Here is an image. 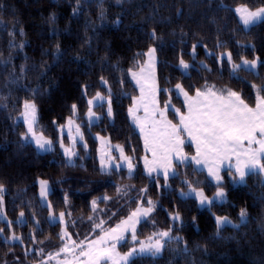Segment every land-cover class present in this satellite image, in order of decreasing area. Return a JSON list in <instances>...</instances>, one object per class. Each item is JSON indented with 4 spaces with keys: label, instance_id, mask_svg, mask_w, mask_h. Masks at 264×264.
Here are the masks:
<instances>
[{
    "label": "trees",
    "instance_id": "obj_1",
    "mask_svg": "<svg viewBox=\"0 0 264 264\" xmlns=\"http://www.w3.org/2000/svg\"><path fill=\"white\" fill-rule=\"evenodd\" d=\"M238 6L264 8V0H0V184L8 219L0 220V264H48L64 254L67 241L61 239L60 224L49 222V209L38 198L40 178L49 181V202L55 213L65 214L75 245L89 242L151 200L157 206L141 223L140 238L170 227L172 238L159 256L141 254L130 264H264L262 175L250 174L239 184L224 171L226 200L200 208L178 191L191 183L212 192L205 172L186 164L167 181L144 174L141 139L127 116L135 94L129 72L152 46L161 100L170 93L179 102L171 88L180 83L190 92L231 89L253 105V85L264 89V20L243 29ZM226 51L235 62L258 58V71L233 72L219 58ZM181 59L189 64L188 73L178 67ZM101 77L110 91L113 120L104 116L89 130L86 97L106 92ZM26 100L35 102L38 129L53 140L76 105L89 149L80 148L75 164L66 163L58 151L38 153L21 139L19 116ZM91 132L124 145L135 174L102 172ZM176 212L181 220L172 224L170 215ZM214 214L239 224L225 225L218 233Z\"/></svg>",
    "mask_w": 264,
    "mask_h": 264
},
{
    "label": "snow or ice",
    "instance_id": "obj_2",
    "mask_svg": "<svg viewBox=\"0 0 264 264\" xmlns=\"http://www.w3.org/2000/svg\"><path fill=\"white\" fill-rule=\"evenodd\" d=\"M121 0H117L120 3ZM237 13L241 14L240 19L243 24L248 27L260 20H264V8H260L257 11H249L247 8H237ZM153 37L155 33L153 32ZM196 45H193V53L195 54ZM155 48H149L146 55L148 60L140 70V78L137 79V74L132 73L133 78L136 79L137 84L140 87L141 97L140 101L143 103L145 109L144 120L141 121L135 116L138 104L134 99L133 107L129 109V115L133 117L137 127L140 128L141 134L144 136L145 150L151 151L153 155V161L145 160V168L149 176L153 172H157L156 165L159 163L164 170L165 181L169 179V173L172 171L173 160L177 161V166H180L189 159L183 152L182 145L184 140L180 138L181 132H186L192 143L196 145V155L191 157V161L196 165L203 164L208 169V174L216 181V191L214 196L206 197L202 190L189 185L190 191L188 193H181L182 197L190 196L192 192H195V196L199 201L200 207H210L217 201H223L225 199V192L223 190L222 177L220 175V165L228 160V169L230 174L234 178V183L243 184L245 177L250 174H264V96L260 94L262 90H258L256 97V106L251 108L244 102L240 94L237 92L227 90V95H217L212 89L205 91L197 90L196 97H189L188 93L184 91L180 84L176 85V88L185 97V104L187 107V114L181 113L180 109H175L180 119L179 125H174L166 119V112L169 109L171 101L165 103L164 110H159L156 107V90L154 87V78L151 71L145 75V69H152L155 65ZM229 63L232 64L233 72L237 70H251L257 67V60H247L241 58V63L236 64L232 61L231 53L227 54ZM180 65L183 69H188L189 65L180 60ZM131 71V70H130ZM143 81V82H142ZM101 82L106 84L107 81L101 77ZM253 88H256L253 85ZM204 97L201 100V97ZM95 99H102L100 93L97 92ZM89 110L88 117L91 120L94 113L92 112L93 100L88 101ZM73 114L76 111V105L72 106ZM109 115L112 114L111 106H109ZM157 112L160 119H155ZM23 121L27 126V132L21 137L22 140L27 141V137L31 136V140L35 142L36 148L40 151H51L52 141L46 138L43 134H37L35 126L37 124V107L32 101L26 100L23 104ZM151 117V120L149 119ZM55 123V121L53 122ZM73 123L70 118L68 124ZM151 123V129L146 130L148 124ZM77 134H79V128L77 127ZM255 145V147H254ZM61 147H64L61 142ZM117 148L120 151L121 158L128 163L129 173L131 174L133 164L129 157L124 156L122 148ZM65 155L71 161V156L74 155L68 148H64ZM235 159V164L231 161ZM102 170L105 168V162L101 159ZM117 169L120 165L118 164ZM234 169V171H233ZM174 174V173H173ZM238 177V179H236ZM47 181H41V197L47 198L48 187ZM187 183V181H185ZM167 186L166 184L164 185ZM4 186L0 184V197L3 196ZM119 191V189H118ZM146 191V189L142 190ZM95 201L93 206L95 207ZM3 205V200L0 199V207ZM147 208H138L129 217L128 221H123L117 228L111 229L109 232L104 233L99 239L92 241L87 246V249L81 243L79 245L80 255L86 257L85 261H79V264H101L103 260H113V254L115 253L116 244L110 243L111 241H120L123 239L122 232L127 230L126 226L130 225L133 231V240H135V224L137 220L133 219L138 215L147 216L150 214L156 205L153 201H148ZM51 209V205H48ZM24 213L21 212V217ZM64 213H60V221L64 222ZM247 213L242 208L240 211L241 222H244V218ZM173 221H180L181 216L179 212L171 215ZM231 221L227 217H216V225L219 233V229L225 225L230 224ZM236 227V225H234ZM3 231V229H0ZM171 227L167 231L155 234L154 237H149L148 242H140L139 249L133 247L128 253L120 256V261L123 264H130V258L136 254L150 253L152 255H158L162 248L165 246L170 236ZM65 232L61 239L66 236ZM12 239H19V237H13ZM179 240V237H176ZM67 244L61 251L70 252L73 250ZM65 264H72V262L65 261ZM113 264H117L113 260Z\"/></svg>",
    "mask_w": 264,
    "mask_h": 264
},
{
    "label": "rangeland",
    "instance_id": "obj_3",
    "mask_svg": "<svg viewBox=\"0 0 264 264\" xmlns=\"http://www.w3.org/2000/svg\"><path fill=\"white\" fill-rule=\"evenodd\" d=\"M237 8H247V7L246 6H238V7L235 8L236 16L238 18L239 23L242 25L243 29L248 30L254 24H257L258 22L262 21V20H260V21H258L256 23L251 24L250 26L246 27L243 24V22L241 21V19H240V15L241 14L237 13V11H236ZM247 9L249 11H253L254 12V11H257L258 9H260V8L255 9V10H251L249 8H247ZM150 48H155V47L152 46ZM148 50L145 52L144 61L137 68L132 69L129 72V79H130V81H131V83H132V85H133V87L135 89V94L133 95L131 103H130L128 109H127L128 119L131 122V124L134 126L136 131L138 132V134L140 136V139H141V143H142V147H143V156L141 157V165H142V169H143L144 174H146L147 176H149V175H148V173L146 171V168H145V160L147 159L150 162L149 166H152L151 165V161H153V155H152L151 151H146L145 150L144 136L141 134L140 128H138L136 123L134 122L133 117L129 115V109L133 107V101L135 99L137 101V104H138L137 110L135 111V116L138 117L141 121L144 120L145 109L143 107V103L140 101V97H141L140 87L137 84L136 79L133 78L132 73L135 72L137 74V79L140 78V70H141V68L145 65V63L148 60V56L146 55ZM228 53H230V52L226 51V52L221 53L219 55V58L220 59H225L228 62V64L230 65L231 69H232V64L229 63L228 58H227V54ZM243 59H247L249 61L257 60V67L255 69H251L249 71H252V72H257L258 71V64H259L258 58L255 57L253 59H249V58H243ZM155 61L156 62H155L154 68L145 69V75L149 71H151L152 74H153L154 87H155V90H156V96H155V99H156V102H157L156 103V107L159 110H164L165 103L170 100L171 103L169 105V109H168V111L165 114L166 115V119L168 121H170L174 125H179L180 124V119H179V116L177 115L175 109L178 108V109H180L182 114H184V115L187 114V107H186V104H185V97H184V95L182 93L179 92V90L176 88L177 84H175V85H173V87L171 89L174 91V95L176 97H178L179 102H177L176 100L172 99L170 93H168V96L166 97V99H164V100L160 99V92H159L160 89H159V82H158V75H157V54L156 53H155ZM232 61L234 63H236V64H240L241 63V59L238 60L237 62H235L233 60V58H232ZM178 67L183 72L188 73V69H183L180 64L178 65ZM245 70H247V69H245ZM178 84H180V83H178ZM102 85L104 87H106V92L105 91L99 92L100 96L102 97V99H99V100L95 99L97 93L92 95V96L86 97L87 109L85 111L84 117H85L86 127L89 130H90V127L92 126V124L98 123L104 116H106L108 121H110V122L113 120V111H112L111 115H109V111H108L109 110V106H111V110H112L110 91H109V88L107 87V84H103L102 83ZM180 85L182 86L184 91H186L188 93L189 97H192V98L196 97V92H197L198 89L201 90V91L212 89L213 91L216 92L217 95H224V96L227 95V90H229L227 88L215 89V88L199 87V88L194 89L192 92H190L182 84H180ZM231 91H234V90H231ZM234 92H236V91H234ZM254 94H255V102H254L253 105H250L249 103H247L241 97L244 100V102L246 104H248V106L251 107V108H255V106H256V97H257V94H258V88L257 87L254 88ZM203 99H204V97L202 96L201 100H203ZM89 100H93L92 112L94 113V115L91 118V120L88 117V110H89L88 101ZM28 101L34 102L33 100H28ZM100 106L102 107L101 111H99L97 109V107H100ZM22 112H23V106H22L21 114L19 116V120H21L23 125H24V134H25L27 132V126L24 124ZM70 118L73 121V123L71 125L68 124V121H69ZM149 119L151 120V117ZM155 119H157V120L160 119L158 112H157V115H156ZM37 122H38V113H37ZM83 124H84V121L81 120V119H78V112L76 110L75 114H73L72 116L68 117L66 119L65 123L58 127V132L59 133H58V138L56 140H53L52 138H50L49 136L44 134L42 131H40L38 129L37 124H36L35 131L37 132V134H43L46 138H48V139H50L52 141V149H51V151H40V150H38L36 148L35 142L31 140V136L27 137V141H29L34 146V148L36 149V151L38 153L43 154V153H49V152H53V151H58L60 153V155L64 158L66 163L75 164L77 162V157L80 156V152H79L80 148H82V149H84L86 151H88V149H89V144H88L87 139H86L85 129L83 127ZM77 127L79 128V134H77ZM150 129H151V123L148 124V127H147L146 130H150ZM91 135H92L93 139L96 142L95 143V156L97 158L99 168H100V170L102 172L109 173V172H111L113 170L114 171L124 170L125 174L127 176H133L135 174L136 166H135V164L133 162L132 155L126 151L124 145L112 142V140L110 139V137L108 135L102 134L100 132H91ZM180 138L184 140V144L182 145L183 152H184V154L186 156L189 157V159L187 161H185V163L182 164V165L191 164L194 167V169L204 171L206 176H207V179L215 187V189H213L212 192L208 193V191L204 187H197V186H194L191 183H189L186 188L181 189V190L178 191L179 197H181V198H187V197L194 198L196 200V203H197L198 207H200L199 201L197 200V198L195 196V192H192L190 196H185V197H182L181 193L182 192L183 193H188L190 191L189 185H192V187L198 188V190H202L206 197H212V196H214L215 191H216V187H217L216 181L211 176H209L208 169L206 167H204L203 164L198 166V165H196L195 163H193L191 161L190 158L196 155V145L194 143H192V141L188 137L187 133L186 132H181ZM61 142H63L64 147H61ZM117 146H119V148L123 149L124 156L129 157L131 159V162L133 164V169H132L131 174L129 173L128 163H127V161H125V160H123L121 158L120 151L117 148ZM254 147H255V145H254ZM64 148H68L70 151H72L74 153V155L71 156V161H69V158L65 155ZM101 159H103L104 162H105V168L103 170H102V165H101ZM229 163L230 162L228 160H225L220 165V175L222 177V182L223 183L225 181L224 171H227L226 175H227V178L229 180H234L233 176L230 174L229 169H228V164ZM231 163L235 164V159H233L231 161ZM118 164L120 165L119 169H117V167H116ZM177 164H178V162L173 160L172 171L169 173V178L174 176V175H176L178 173ZM156 167H157L158 171L157 172H153L150 177L160 176L165 181L163 168L160 166L159 163L156 165ZM233 171H234V169H233ZM261 175H262V178L264 180V174H261ZM236 179H238V177ZM245 179H246V177H245ZM41 181H47L48 182L47 183V187H48L49 191H48L46 199L42 198L41 194H40V192H41V184H40V182ZM37 185H38V198L40 200V203L42 205L46 206L49 209V212H48V220H49V222H51V223L58 222L60 224L62 233L63 234L65 232L67 233V235L64 236L65 240L67 241L66 244L69 247H72L75 244L73 242V239H72L70 233L68 232V230L66 228L65 216H64V222L61 223V221H60V213H55L53 211L52 207H51V209L48 207V205H51L50 202H49V193L51 191V187H50L49 181L47 179H43V178L41 179L40 178V179L37 180ZM223 190H224V192L226 194L224 186H223ZM0 199L3 200V205H2V207H0V220L8 222L7 216L5 214V209H4V196L0 197ZM225 200H226V196H225V199L222 202H224ZM148 201L149 200H146L144 203H140L138 205V207L134 211H132L127 217H125L121 222H119L115 226L107 229L106 231H104L103 233H101L100 235L95 237L94 239L90 240L89 242L83 244L85 249H87V246L89 244H91L92 241H95V240L99 239L102 235H104V233L109 232L111 229L117 228V226L121 225L123 221H128V219L131 216V214L133 212L137 211L138 208H147L149 206L148 205ZM153 203L157 206L156 202H153ZM217 203H221V201H217ZM155 208L147 216L138 215V217L133 218V219L137 220V222L135 224V240H133L132 228H131L130 225H128V226H126L127 230L122 232L123 239H121L118 242L117 241H111L110 242V243H115L116 244L115 253L113 254V260H115L117 262V264H123V262L120 261L119 257L123 256L126 253H128L133 247H135L136 249H139L141 241H144L145 243H147L149 237H154L155 234H158V233L163 232V231H167V230H157V231H154L151 236H149V237H147L145 239L140 238L139 232L141 230V223L147 221L152 216V214L155 211ZM204 208H208V207H204ZM213 216H214V220L216 222V217L218 215L214 214ZM220 217H227V216H220ZM170 218H171V215H170ZM227 218L231 221V223L228 224V225H233V226L236 225L237 226L239 224V222H234L229 217H227ZM245 219H246V217L244 218V221H245ZM171 221H172V224H174L175 221H173L172 219H171ZM240 222H241V218H240ZM0 233H3V232L1 231ZM170 236H171V233H170ZM161 252H162V250H161ZM161 252L158 255H152L150 253H143V254H149V255H152V256H159L161 254ZM138 255H141V254L138 253V254L134 255L133 257L130 258V260L132 258L138 256ZM85 260H86V257H83V256L80 255L79 245H76V247H74L72 251L64 252V254L62 256L58 257L57 259L49 260L48 264H65V261L72 262V264H79V261H85ZM113 260H103V261H101V264H113Z\"/></svg>",
    "mask_w": 264,
    "mask_h": 264
}]
</instances>
